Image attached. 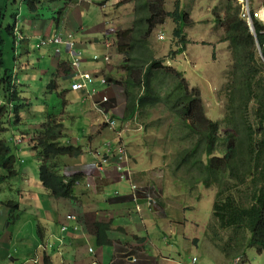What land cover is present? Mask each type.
<instances>
[{"label":"clouds","instance_id":"1","mask_svg":"<svg viewBox=\"0 0 264 264\" xmlns=\"http://www.w3.org/2000/svg\"><path fill=\"white\" fill-rule=\"evenodd\" d=\"M51 1L61 3L63 6L58 10L56 7L49 9L40 0H20V5L25 6L30 13L29 20L23 18L20 11L13 12L15 16L11 34L14 36L15 44L18 40L22 43L24 51L19 56L20 73L11 66L12 91L18 95L21 108L16 116L10 99L0 96V104L10 109L6 119V127L8 126L9 130L1 132L0 139L7 142L15 155L13 174L0 181V189L14 178H22L26 188L20 191L22 202L9 200L5 202V208L0 206V264L7 260L10 261L6 264L17 261L18 258L10 254L12 245L3 243V240L10 239L11 233L21 235L24 231L26 236L34 237L29 247H25L24 242L18 243L24 246L23 252H17V257L24 264L27 260L32 264H54L52 255L55 251L65 256L75 252L76 238L81 240L78 241L77 248L86 245L87 254L91 256L96 255L94 248L110 250L111 258L108 263L95 259L92 264H143V259L156 252L161 253L163 260L173 259L163 254L161 245L151 242L148 234L152 231L169 233L170 241L166 245L177 244L174 235L182 233L185 238L184 248H188L190 244L198 246L201 243V240L200 243H196V240L200 239L199 235L187 238L185 233L188 220L177 213V210L183 211L192 207L184 201L174 202L168 199L165 196L167 190L165 187L157 188L153 185L155 179L147 183L139 182V176L141 178L152 176L149 173L140 175L138 161L126 143L119 123L129 124L128 129L140 122L135 117L127 119L125 117L127 101L121 83L124 72L120 70V77L115 78L112 71L107 68L111 63L110 50L117 51V31L110 37L109 33L104 32L106 22L93 27H85L84 22H79L75 28H68L66 7L69 6L70 11L76 6L73 8L70 6L71 0ZM80 1L75 0V4H80ZM255 1L253 8L257 7V10L264 8L263 0L258 4ZM46 9L50 12L48 16L44 11ZM28 30L31 33H28ZM250 30L253 32L254 28ZM45 33L48 35L44 36ZM160 39L164 40V37ZM34 40L36 42H33ZM34 46L43 47V53L50 56L49 65L54 67L55 71L48 88L49 91H56L59 94L62 100L61 107L56 104L52 109L44 99L43 102H32L26 96L28 85L21 82L19 74L25 73L24 79L36 78V74L32 77L29 71L24 72L22 69H32L29 49ZM119 58L122 59V55ZM33 69V72L36 71L35 67ZM120 96L125 101V109L124 112L117 114L115 110L119 106ZM35 106H43L44 109L34 113ZM90 113L94 115L95 121ZM80 114L90 115L93 120L83 138L74 137V133L68 130L67 123L64 122L65 117H70L73 121L77 120ZM32 119L39 121L30 122ZM52 119L55 120L53 126L50 124ZM140 124L145 131L143 124ZM94 127H97V131ZM105 129L112 136L108 134L104 138L103 134L100 137L101 131ZM6 134L9 136L5 137ZM143 135L144 133H140L141 137ZM29 137L32 138L29 140ZM24 143L30 144L28 151V147H23ZM45 144L52 145L54 148L52 153H60L62 159L57 161L54 158L43 157L40 149ZM140 144L141 141L136 145V149L142 154L140 149L138 150ZM23 155H28L34 160L24 161L21 158ZM132 166H135L134 169ZM110 185L115 186L114 191L108 190ZM198 187L205 188L202 185ZM196 188L186 189L193 192ZM205 189L216 190L214 187ZM188 191L184 190L186 196ZM113 204H122L124 211L116 213ZM23 207L36 210L35 216L29 222L24 221L20 213L15 212V208ZM89 215L95 216L93 237L96 244L89 243L90 239L86 233ZM135 217L137 223L136 230L133 231L129 221ZM10 218L11 222L8 221ZM211 219L215 222L212 230L215 226L222 230L213 216V209ZM195 222L193 229L199 231L200 222L205 221L196 219ZM206 223V239L210 240L207 235L212 233L213 238L215 233L208 231L212 224L209 226L207 221ZM32 228L37 229L36 235L30 231ZM232 235L233 231L225 241L221 239V242H216L213 238V242L229 260L239 262L245 252L235 248L233 251L238 252L228 255L221 249V245L229 241ZM104 237L110 241L109 244L101 243ZM165 238L167 239V236ZM65 241L70 243L66 251L62 249ZM150 260L153 261V258ZM191 264H197L196 257L191 258Z\"/></svg>","mask_w":264,"mask_h":264},{"label":"trees","instance_id":"2","mask_svg":"<svg viewBox=\"0 0 264 264\" xmlns=\"http://www.w3.org/2000/svg\"><path fill=\"white\" fill-rule=\"evenodd\" d=\"M107 1V0H106ZM133 5L131 27L116 32L117 52L122 55L119 68L126 95V119L135 117L145 132L157 133L166 123L164 143L174 147L167 172L173 182L183 179V188L199 185L216 189L213 216L222 230H231L230 240L221 245L242 251L255 248L264 252V14L253 16V32L240 16L236 0H227L222 16L216 21L224 29L223 42L228 44L232 63L225 88V116L211 120L205 112L201 92L191 88L182 72L157 58L150 42L153 30L172 19L173 38L178 39V53L185 49L184 33L187 14L176 5L167 11L165 0H122L117 4ZM264 4V0H263ZM7 5L0 2V96L10 99L13 113L21 108L18 95L12 91V69L4 61L5 40L1 33ZM257 11V7L252 9ZM15 14H12L14 18ZM9 34L13 24L7 25ZM9 107L0 104V133L9 130L6 119ZM158 112L160 117L151 121ZM55 120L50 124L53 126ZM225 132L221 133V126ZM155 138V137H154ZM151 149L146 136L138 150ZM50 144L41 147L45 158L62 159L53 154ZM147 156L153 163L155 156ZM15 155L5 140L0 139V181L13 174ZM180 174V176H179ZM183 175V176H181ZM185 186V187H184ZM102 244L110 241L104 237Z\"/></svg>","mask_w":264,"mask_h":264},{"label":"rangeland","instance_id":"3","mask_svg":"<svg viewBox=\"0 0 264 264\" xmlns=\"http://www.w3.org/2000/svg\"><path fill=\"white\" fill-rule=\"evenodd\" d=\"M40 1L49 9L51 7H56L58 10L60 6H63L61 3H53L51 0ZM101 1L102 0H81L80 4L76 5L75 0H71L69 2L70 6L72 8L76 7L69 11L70 7L67 6L65 15L70 21H76L78 23L84 22L85 27H93L97 24L103 25L104 22H106V30H104V32L109 33L110 37H113L114 32L118 30L131 27L134 20L132 11L133 5L131 3L119 5L117 2L119 3L122 0ZM254 1L255 0H252V2ZM261 1L262 0H256L255 2L258 4ZM0 2L7 5L5 12L6 16L2 21L4 31L1 33L5 40V62L7 66L15 67L16 71H19L20 73L19 56L24 53L23 46L19 40L15 44L14 36L9 34L5 27L14 23V18L12 17L13 12L20 11L22 17L27 20L30 18V13L25 6L20 5V0H0ZM165 3L167 11H173L178 4L179 9L187 13L186 26L184 28L187 43L183 48L185 50L182 53H178V47L180 46L179 41L178 39L173 38V30L171 31V29L175 27V24L172 19H168L163 27L153 30L150 36V42L151 45H153L155 56L159 59L162 57L166 58L168 65H172V67L182 72L189 86L191 88L198 89L201 92L207 116L211 118V120L222 121L225 116L226 104L224 91L226 85L228 84L227 74L232 63V58L228 44L223 42L224 29L216 21V18L223 15L227 0H165ZM44 11L47 16L50 14L48 9ZM56 15L57 12H55V16ZM63 19H65V17ZM59 28H63V26H59ZM47 35L48 33L44 34V36ZM95 37L99 36L95 35ZM162 37H164V40L160 39ZM33 42H36V40ZM13 45L15 47L14 49ZM29 50L31 53L29 58L31 63H33L31 65L32 67H30L32 69H22L24 72L29 71L32 77L33 74H36V78L24 79L23 76L25 73L19 74L21 82L28 85L26 96L32 102H43L44 99L45 103L49 104L52 109L56 106V104L61 107L62 100L59 94L56 91H49L48 88V84L51 82L50 78L53 76V72L55 71V68L49 65V54L45 55L43 53V47L35 48L34 46L30 47ZM116 52L117 51L115 49L110 50L111 63L107 68L109 71H112L115 78H119L120 68L118 64L121 60V58H119L121 55ZM33 67L36 68V71L34 72L32 71L34 70ZM116 89L119 90V88ZM119 98V106L115 110V113L117 114L124 112L125 109V101L121 98V96ZM34 108V113H36L39 109H44L43 106H35ZM90 114L93 116L95 121L94 115L92 113ZM91 116L87 114H80L78 115L77 120L73 121H71L70 117H65L64 122L67 123L68 130L74 133V137L79 136L83 138L87 128L89 129L93 122ZM159 117L160 114L156 112L151 118L149 124L151 121H156ZM38 121L39 120L37 119H32L30 122ZM121 124L122 123H119L121 133L124 137H126V143L133 150L132 153L138 161L137 167L140 170V175L149 173L150 176H152H144L143 178L139 176V182L147 183L152 179H155L153 185L157 188L165 187L167 189L165 196L168 199H172L174 202L184 201L187 205L192 207V209L187 208L183 211L177 210V213L184 216L188 220L185 236L189 238L191 236H197V234L199 235L200 239H197L196 243H200V240L201 243L198 246H192L190 244L188 248H184L185 238L182 233H179L177 236L174 235V239L177 240V244L171 243V245H166V243L170 241L169 233H163L162 231H152L149 234L147 233L152 243L161 245L165 256L177 258L180 262L185 264H191L192 257L197 258V264H264V252L259 254L255 248L247 249L245 251V255H242L243 259L239 262L234 259L229 260L224 253L217 249L216 244L213 242L214 239H216V242H221V239L225 241V238L230 236L231 231L223 232L222 230H218L216 226L215 229L212 230V227L215 225V222L211 221V218L212 205L216 190L213 191L203 187H197L193 192H189L185 186V188L181 186V184L184 185V177L175 182L171 180V177L167 172L166 165L171 159L174 147L162 141L164 140L166 123L161 124V129L158 130L157 133H153L152 131L146 133L143 131L140 123L133 124L134 127L130 126L128 129L127 127L129 124ZM94 129L97 131V127H94ZM101 132L100 137L103 134L104 138L108 134L111 135V133L106 131V129ZM224 132L225 125L222 124L221 133L223 134ZM140 133H144L151 146V149L148 152V148L146 147L144 154H141L136 149V145H138L141 141ZM4 136L7 137L9 134ZM31 138L32 137H29L28 139L30 140ZM29 145V143H24L23 147H28ZM29 149L30 147L27 148V151ZM146 154L155 156L152 164L147 161V156H144ZM21 158L24 161L34 160V158L29 157L28 155H23ZM134 167L135 166H132L133 169ZM25 188L26 183L22 178H14L5 183L0 189V206L5 208V202L9 200H13L17 203L22 202L20 191H24ZM183 189L188 191V197L184 194ZM108 190L114 191L115 186L110 185ZM15 212L20 213V217H22L24 221L29 222L33 219V216H35L34 214L36 210L31 208L26 209L23 207V209L15 208ZM11 219L12 218L8 221L11 222ZM196 219L205 221L200 222L199 231L193 229ZM206 221L209 223V226L212 224L210 226V230L208 231H213L215 233L213 234L214 239L212 238V233L211 235H207V238L210 240L206 239ZM30 231L34 232L35 235L37 234V229L32 228ZM25 233L26 231H24L21 235L11 233L10 239L3 240V243H7L9 246L10 244L12 245L10 254L14 258H18L17 261H11V264H24V262L17 257V252H23L24 246L29 247L34 239L32 236H26ZM165 236H167V239ZM17 237H20V239H17ZM20 242H24V246L21 244L18 245ZM229 250L232 254L238 252L233 251L231 247H229ZM154 255H156L162 262L163 256L160 252H156ZM9 261L10 260H7L5 263L1 264L9 263ZM26 264L32 263L27 260Z\"/></svg>","mask_w":264,"mask_h":264},{"label":"crops","instance_id":"4","mask_svg":"<svg viewBox=\"0 0 264 264\" xmlns=\"http://www.w3.org/2000/svg\"><path fill=\"white\" fill-rule=\"evenodd\" d=\"M78 22L76 21H70L68 22V28H75L77 26ZM174 28V27H173ZM172 31V29H171ZM28 33H31L30 30L27 31ZM54 66H57V64H54ZM114 208H116L117 212L116 213H121L124 211V206L122 204H113ZM103 218V216H102ZM95 220L94 215H89L87 219V227H86V233L89 236V243H94L96 244L95 237H93V222ZM136 223H137V218H133L129 221V224L132 226V230H136ZM78 241H81L80 239L76 238L75 241V252H72L71 255H63L59 251H55L54 254L52 255V261L54 264H92L95 259L102 261L103 263H108L110 260V250L105 248V249H99V248H94L96 249V255L91 256L87 254V249L86 245L81 246L77 248V243ZM69 242L65 241V244L63 245L62 249L66 251L68 250ZM153 258V261L150 259ZM157 258L156 255H148L147 258L143 259V264H181L180 260L176 259H168L164 260L161 262L159 259L155 261Z\"/></svg>","mask_w":264,"mask_h":264},{"label":"built area","instance_id":"5","mask_svg":"<svg viewBox=\"0 0 264 264\" xmlns=\"http://www.w3.org/2000/svg\"><path fill=\"white\" fill-rule=\"evenodd\" d=\"M240 5V16L248 23L249 27L253 28V16L261 17L262 10L258 9L255 13H252L253 2L252 0H238Z\"/></svg>","mask_w":264,"mask_h":264}]
</instances>
